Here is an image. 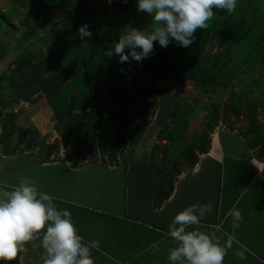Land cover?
<instances>
[{
    "label": "rangeland",
    "instance_id": "1",
    "mask_svg": "<svg viewBox=\"0 0 264 264\" xmlns=\"http://www.w3.org/2000/svg\"><path fill=\"white\" fill-rule=\"evenodd\" d=\"M76 1L68 0L62 10L64 12L54 8L47 12V5L51 3V0H0V14L7 16L13 24V28L8 29L9 32L5 34L6 27L1 25L0 21V194L11 191L24 178H29L41 191L53 196L58 208H67L71 211L77 231L86 241H89V238H92L90 228L95 227L93 218L97 212L90 211L86 207L97 208L101 212L106 211L105 209L109 208L112 202L116 203L117 207L118 200L131 190L130 194H138L133 198L135 211L130 212L132 213L129 214L130 217L142 219L143 222L156 226L161 216L154 212L155 205L146 201L151 193L144 187L148 184V177L140 178L138 172L131 173L130 183L136 179L138 184L129 186L127 190L128 186L126 187L125 184L128 181L127 169L132 167V160L140 159L147 163H151L153 158H156V161L165 160V152L173 151L178 146L194 140L195 133L204 131L203 123L209 122L213 125V131L209 135L211 138L209 156L200 158L192 167L186 166L188 172L185 182L177 184L178 192L173 196L172 208L169 207L165 213L170 215L168 220L172 222L174 219L172 217L177 215L173 212L175 210L173 207L177 208L180 204L185 207L202 203L214 205L219 198L220 205L226 199L228 203L233 202L234 207L239 206L240 210L243 207H253L254 211L260 208L245 220L247 225L249 221H264V199L259 201L260 198H264V183L259 178L260 174L254 173V176L250 177L252 169L248 168L253 161L257 163V172L264 171V157L256 156L257 151L264 147V50H260L264 45L256 46L260 42L259 38L264 36L262 31L252 43L250 54L245 57L244 62L242 61L243 64H235L229 70L231 75L234 74L230 79L231 83L201 92L196 88L193 79L159 78L149 73L144 63H150L158 68L159 63L162 62L158 44L155 45L153 53L142 63L132 61L123 63L122 68L115 69L113 59L105 57L103 61H94L93 64L87 65L86 62L91 60L95 44L101 41V36L106 38L115 36L117 40L131 28L151 31L154 25L150 15L137 11V0L93 1L88 3L85 10L77 8ZM67 11L73 14L72 24L80 23L90 26L93 38L81 40L78 32H71V26L60 23V18ZM214 12L215 15L208 21L206 29L208 31L206 51L212 59L223 61L227 57L229 41H223L224 37L239 31L247 33L253 25L256 26L254 30H257V25L264 24L262 22L264 0H259L258 3L255 0H238L234 12L223 9H214ZM133 13L134 16L129 21L130 14ZM242 17H246V21H242ZM215 18L221 20L216 31L211 27ZM201 30H197V36L202 34ZM174 44L173 41L167 47L172 64L175 59ZM45 58L48 60L43 63ZM41 68L47 69L42 79L31 83L30 89L20 86L22 81L19 78L24 73ZM82 68L87 72L85 76L87 87L91 88L96 80L101 84V94L96 97L91 111L88 108L78 110L75 108L74 112L66 111L58 115L49 107L54 93L50 98L48 88L61 89L64 85L72 83L80 76ZM58 75L62 76L61 80L55 78ZM117 79L123 81V93L126 95L122 97L121 109L110 116ZM131 83L143 86L146 100L142 99ZM107 88H112L114 92H109ZM128 94L136 98L139 106L128 103ZM76 98L82 99L79 88L71 91L66 109ZM233 107L238 112H235ZM173 111L184 123L177 141H171L166 136L173 126ZM214 111L218 114L216 120L213 118ZM128 112L132 113V123L130 122L129 132L125 134L117 151V158L113 162H110V158L103 154L98 143L96 152L84 148V159L80 160L77 168L71 167L72 162L67 159V156L72 145L81 139L69 129L76 121L73 118L75 113L77 116H84L82 121L85 123L98 121L96 125L91 124V127L97 131L96 141H98L97 137L102 128L110 132L114 126L111 121L118 124L121 117H125ZM86 113H89L91 117L88 118ZM251 114L255 115L253 119L250 118ZM192 117L196 119L195 122L193 121L194 124L190 120ZM161 118L165 119L166 127L160 126ZM6 122L16 125V130L9 140L11 154L7 155L5 154L6 144L2 141L5 137L3 124ZM11 129L13 127L9 125V130ZM252 141L262 143L252 148L249 145ZM48 145L55 146L49 156H47ZM217 153L220 158L231 160L235 157L239 160V163L228 165L229 173H235L238 169L237 177L235 174L232 176L225 172L226 175L224 174L222 180L219 179V183L215 181V174L223 172L225 166V164L221 166L217 164L214 158ZM135 167L137 171L139 166L135 165ZM134 176L135 179H133ZM183 186H186V189L183 190ZM254 189L259 191L254 193ZM249 195H253L256 199L255 205H249L247 200ZM187 196L188 199H192L191 204L185 199ZM73 203H78L81 207H76ZM141 208L147 211L140 212ZM181 208L178 211L184 209L182 206ZM245 216L242 215V218ZM209 217L213 218L212 215ZM231 217L230 215L229 218ZM118 220L112 223L114 228L116 226L119 228L120 232L123 227H131V221L127 224L125 222L127 220L122 222ZM97 222L99 223L100 219ZM108 222L104 221V223ZM242 225L245 226V223L243 222ZM140 228L145 229L143 226ZM192 228L194 227L191 226L189 230ZM198 229L210 235H214V232L219 230L215 227ZM247 230L249 231L248 228ZM257 230L259 235L264 237V228L259 227ZM110 231L108 230L109 233ZM135 235L127 238L132 243L131 250L125 244L121 245L123 240L116 241L117 253L111 254L112 257H116L112 261L114 264L142 262L145 252L140 251V246L134 248L133 242L137 237L131 239ZM263 239L259 242L261 245L257 250L259 255L263 254L261 252V248L264 249ZM99 243L104 242L100 240ZM159 246L156 244V247L159 248ZM229 252L230 250L227 254ZM42 256L43 249L39 246V239H37L26 245L25 252L18 255L15 262L0 263L42 264ZM93 258L95 264H100L95 255Z\"/></svg>",
    "mask_w": 264,
    "mask_h": 264
},
{
    "label": "clouds",
    "instance_id": "2",
    "mask_svg": "<svg viewBox=\"0 0 264 264\" xmlns=\"http://www.w3.org/2000/svg\"><path fill=\"white\" fill-rule=\"evenodd\" d=\"M238 0H137V11L148 14L154 27L151 31L131 28L112 41L107 55L113 53L119 62L142 63L155 45L167 48L173 41L188 48L198 29H207L214 9L234 12ZM93 36L90 26L79 28L81 40ZM211 205H191L180 211L169 225L167 235L176 246L169 250L168 264H223L228 246L214 236L192 228L199 225ZM233 227L242 221L240 211L230 212ZM39 239L43 249L42 264H95L93 249L98 241H86L77 231L72 213L58 208L52 195L41 191L36 183L24 178L11 191L0 194V262H11L26 250V245ZM35 246V245H33ZM240 259L244 251H238Z\"/></svg>",
    "mask_w": 264,
    "mask_h": 264
},
{
    "label": "trees",
    "instance_id": "3",
    "mask_svg": "<svg viewBox=\"0 0 264 264\" xmlns=\"http://www.w3.org/2000/svg\"><path fill=\"white\" fill-rule=\"evenodd\" d=\"M93 1H101L104 2L106 0H77L75 5L77 8L81 10H85L88 3ZM259 0H255L258 3ZM68 0H51V3L47 5V12L49 9H59L64 10L63 8L66 6ZM64 12V11H62ZM68 14V15H67ZM134 16L130 14L129 21ZM262 17V15H261ZM261 17L259 19H261ZM71 18H73V14L67 13L60 18V23L64 26H71V32L79 33V27L82 26L80 23L72 24ZM242 21H246V17L241 18ZM262 22H264V18H262ZM0 21L1 25L6 27L5 34H7L8 29L13 28V24L10 23V20L7 16L0 14ZM79 22V21H78ZM221 20L218 18L214 19V23L211 26L212 30L216 31L217 27L219 26ZM129 23V22H128ZM79 24V26H78ZM256 26H252L250 31L247 33H242L241 31L234 33L233 35H229L223 38V41L228 40L229 43L227 45V54L224 60L212 59L211 55L206 51V45L208 44V31L206 29L201 30V35L197 36L192 45L188 48L179 47L176 43L174 44V54L175 59L172 62L169 60V54L167 48L160 47V57L162 62L159 63L158 68L151 65L150 63H144L146 68L149 70V73L154 77L159 78H179L183 80L193 79L195 82L196 88L201 92H206L207 90L215 87V86H225L228 85L230 79H232V74L229 73V70L235 64H243L245 61V57L250 54V48L252 43L254 42L255 38L258 36L259 32L262 31L264 35V24L260 26L257 25V30H254ZM69 37V36H68ZM66 38V37H65ZM93 38V36H92ZM101 41L95 44V48L93 50V54L91 60H88L86 63L87 65L93 64L94 61H103L105 57L113 59V68L118 69L122 68V64L119 62V58L113 53L111 56L107 55L108 50L111 47L112 41L115 40V36H111L106 38L105 36H101ZM259 43L256 45L261 47L264 45V36L259 38ZM158 44V43H157ZM264 50V47H261ZM47 58V57H46ZM43 60V63H46L48 59ZM243 61V62H242ZM242 66V65H241ZM44 71H47L46 68H41L39 70H31L24 73L22 77L19 79L22 81L20 86L23 88L30 89L31 83L35 81H39L42 79V75ZM86 70L82 68L80 71V76L72 81V83L64 85L61 89L58 87H51L48 88V96L51 98L52 94L54 93L52 100L50 102L49 107L57 112L58 115H62L66 111L71 113L74 112L73 109H80V108H88L90 111L92 110L93 104L95 102L96 97L101 94L100 88L101 84L98 83L96 80L92 84L91 88L87 87L85 82ZM56 79L61 80L62 76L58 75L55 77ZM134 85L138 94L142 97L143 100H146V93L143 86L138 85L137 83H131ZM0 85H1V78H0ZM74 88H79L82 93V99H75L72 101L68 109H66V103L70 97V93ZM110 91L114 92L112 88H107ZM123 81L121 79H117L115 82V95H114V103L113 107L110 111V116L114 115V113L120 110V103L122 97L126 95L123 93ZM53 90V91H52ZM128 103H135L136 106H139L138 101L135 97L128 94ZM233 110L238 112L236 108ZM88 118L91 117L89 113H86ZM174 117L173 119V126L167 132V138L171 141H177L179 139V134L181 133L182 127L184 123H182L179 119V116L176 114L175 111L172 112ZM86 116V117H87ZM196 117V116H195ZM255 117L254 114H251L250 118L253 119ZM75 123L74 125L70 126L69 129L76 133L78 137H81L75 144L72 145L67 159L72 162L73 168L78 167L80 160L84 159V148H87L91 152H96L97 144L99 143L100 149L104 155L110 158V162H113L117 158V151L120 149V146L125 138V134L129 132V125L132 123V113L128 112L125 117H121L118 124L117 122L113 121L112 123L114 126L111 128L110 132L106 129L102 128L101 133L98 135V141H96V134L97 131L95 128L91 127V124L96 125V121H92L93 123H85L82 121L84 116L74 115ZM213 118L216 120L218 118V114L214 111ZM165 119H160V125L162 127H166L167 124L164 122ZM191 123L195 122L196 119L194 117L190 118ZM12 122V121H11ZM14 122V121H13ZM131 122V123H130ZM194 124V123H193ZM9 125L13 127V129L9 130ZM204 131L201 133H193L195 139L180 145L176 148L174 156H176L175 160L172 162L171 166L166 169H157L154 175L160 177V183L157 186V193L155 200L159 204L162 200L169 198L171 193L174 190V176L180 170L178 167L180 165H185L192 167L194 166L199 160V154H203L209 151L211 138L209 137L210 133L213 131V125L209 122L203 123ZM4 132L5 137L2 141L6 144L5 154H11L10 147H9V140L11 139L14 131L16 130V125L13 123H4ZM7 129V130H6ZM163 132V130H162ZM251 147L254 146L253 141L249 143ZM55 148L54 145H48L47 149V156L51 154L53 149ZM258 155L260 157L264 156V147L262 146L259 150ZM17 260V258H16ZM14 260L13 262H15ZM2 264V263H0Z\"/></svg>",
    "mask_w": 264,
    "mask_h": 264
},
{
    "label": "crops",
    "instance_id": "4",
    "mask_svg": "<svg viewBox=\"0 0 264 264\" xmlns=\"http://www.w3.org/2000/svg\"><path fill=\"white\" fill-rule=\"evenodd\" d=\"M253 143H254V146L252 148H256V147L260 146V143H262V142L253 141ZM175 150H176V148L173 151L165 152L164 158L166 157V159L165 160L163 159L161 161H156L155 160L156 158H153L151 160V163H147V161H145V160L142 161L140 159L138 161L132 160V162H131L132 167L127 169V171H126L128 181H127V183L125 182V184H126V187L128 186L127 190H129V186H135L136 184H138V181L136 183L135 176L133 178L135 180L132 181V183H130V179H131L130 174L131 173L138 172V177H140V178L144 177L146 179L148 177V180H147L148 184H147V186H144V187L147 188L148 191H150L151 193H149L150 196H149L148 200H146V201H149L150 203L154 204L155 205L154 212L159 213L161 216V218L157 222L156 226L155 225L151 226L147 222H143L142 219H136V218L130 217L129 214H132L130 212L135 211V208H134L135 205L133 203V198L138 194V193L137 194H135V193L130 194L131 190L126 192V195H124V196H122V194H121L122 197L118 200L119 206H117V207L115 206L116 203H114V202H112V205L109 208L105 209L106 211H103V212L99 211V209H97V208L94 209L91 207H86L90 211L95 210L97 212V214L93 218V221L95 223L94 224L95 227L90 228V232H91L90 234L92 235V238H89V241H93V240L96 241L97 239L101 238L100 240H103V242H104V243H99V247L97 249H93V255H95V258L99 259L98 261L100 264H114L112 261H113V259H116V257H112L111 254L117 253L118 244L116 245V243H117L116 241L118 239L123 240V243H121V241H120L121 245L124 246V244H125L126 247L129 250H131L132 249L131 248L132 243L127 238L130 235H135V234H137V235H135L131 239V240H133L135 237H137V239H134L135 242H133L135 245L134 248H136L137 246H140V251L143 250L145 252L144 253V259L142 260V262L140 261L137 264H168L167 257L169 255V250L176 246V242L170 236L167 235L171 221L168 220V217L170 215L168 216L165 213L169 210V207L172 208V205H173L172 201L174 198L173 196L175 193L178 192L177 184H179L180 182L182 183L185 180V178L187 177L188 170H187L186 166H184V165H183V167H185V169H183L182 166L178 167V169L180 171L178 173H176L174 176V179H173L174 180V190H173V192L171 193L169 198L162 200V202L159 204L156 202L155 197H156V193H157V191H156L157 186L160 183V179H159L160 177H158L157 175H154V173L157 169L158 170L159 169H166V168H169L171 166L172 162L176 159L175 158L176 156H174ZM208 152L203 153V154H199V159L202 157L206 158L207 155L209 156ZM258 153H259V151H257L256 156L260 157L258 155ZM218 155L219 154L217 153L216 157H214L216 159L217 164H219L220 166L222 164H225V166L223 167V169H224L223 172H221V173L219 172V173L215 174V181H217L219 183V179L222 180L225 172L228 173L229 175L231 174L232 176H234V174H235L237 177L238 176L237 175L238 169H237V172H235V173H229L228 172V168H229L228 165L230 163L236 164L239 160L236 159L235 157H234V159H231V160L227 159V158H220V157H218ZM218 158H220V159H218ZM254 160H256V159H254ZM135 165L139 166V169L137 171H136ZM249 167H251L250 169H252L251 173H250L252 175H250V177L254 176V173L260 174L259 178L261 179V182L264 183V171L261 173L257 172L258 171L257 170L258 169L257 163L251 161V164L248 166V168ZM66 169H68V168H66ZM228 178L229 177H227V179ZM252 178H250V179H252ZM185 187L186 186H183L182 189L183 190L186 189ZM254 187H255V184H254ZM123 189H125V188H123ZM182 189H181V191H182ZM257 191H259V189H254L253 192L255 193ZM111 194H112V192H111ZM175 197H176V195H175ZM248 197L249 198H247V200L249 202V205H255L256 199H254L253 195H249ZM185 199L188 201L189 204L192 203V199L191 198L188 199V196L185 197ZM263 199L264 198H260L259 201H262ZM233 201H234V199H233ZM244 201H246V199ZM175 202L176 201H174V203ZM164 203H166V205ZM232 204H233V202L228 203L225 199L223 204L220 205L219 198H218V200L216 201V204L211 205L212 211L214 213L211 212V213L206 214V216L202 219L201 223L199 225H196L193 227L194 228H208V227L209 228H213V227L219 228L218 231L214 232V236L220 241V243L222 245H224V246L230 245V247H228V250H230V252L228 254H226V256L224 257L223 264H264V257H263L264 249L261 248V252H263V254L259 255L257 253L258 246H261V245H259L260 239L264 238V237H261V235H259V232L257 229L259 227L264 228V221H261V222L249 221V225H247L246 224L247 221H245V220H247V218H250L260 208H258L257 210L254 211L253 207H250V208L249 207H243L240 210V208H238L239 206L234 207V205H232ZM73 205L76 207L77 206L81 207V205L78 203H73ZM201 205H203V203ZM245 205H248V204H245ZM181 206L184 207V209L186 208L185 206H183V204H180L179 207H177V208L173 207V209H175V210H173V212L178 214V212H180V211H178V209H182ZM111 208H114V209H111ZM234 210L240 211L241 215H246L245 217L242 218V221L239 222L238 228L233 227V223H234L233 217L229 218L230 212H232ZM144 211H147V209H145V208L140 209V212H144ZM117 212H119V214H117ZM121 215H123V216H121ZM208 215L209 216L212 215L213 218L211 219ZM174 217H175V215L172 217V219ZM99 219H100V222L98 223L97 221ZM116 219H119L118 222H122V221L127 220V221H125L127 223V222L131 221L132 222L130 225L131 227L130 228L129 227H123L122 232H120L118 230L119 228L117 226L114 228V225H113V223ZM105 220L109 221V222L104 223ZM243 222L245 223V226L242 225ZM252 222H258V223L255 224ZM127 224H129V223H127ZM140 226H143V228H145L144 229L145 231L142 230L141 229L142 227L140 228ZM111 228H114V229L112 230ZM247 228L249 229V231L247 230ZM108 230H111L110 231L111 233H109ZM257 238H260V239H257ZM156 244L160 245L159 248L156 247ZM154 247H156V249H154ZM124 249H125L124 251H126V248H124ZM238 251H244V254H245L244 259H240L236 255V253Z\"/></svg>",
    "mask_w": 264,
    "mask_h": 264
}]
</instances>
